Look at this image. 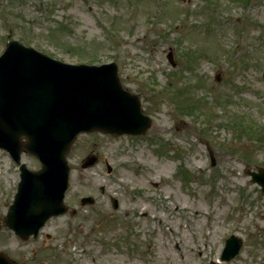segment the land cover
<instances>
[{
    "label": "rangeland",
    "instance_id": "rangeland-1",
    "mask_svg": "<svg viewBox=\"0 0 264 264\" xmlns=\"http://www.w3.org/2000/svg\"><path fill=\"white\" fill-rule=\"evenodd\" d=\"M11 38L116 62L152 122L78 134L64 196L75 213L25 241L0 223V250L19 264H264V194L246 173L264 166V0H0V52ZM18 179L0 149V218ZM229 234L242 245L225 261Z\"/></svg>",
    "mask_w": 264,
    "mask_h": 264
},
{
    "label": "water",
    "instance_id": "water-1",
    "mask_svg": "<svg viewBox=\"0 0 264 264\" xmlns=\"http://www.w3.org/2000/svg\"><path fill=\"white\" fill-rule=\"evenodd\" d=\"M168 58L174 64L171 54ZM150 122L138 96L122 87L115 62L66 63L9 40L0 54V147L16 161L19 152L26 150L39 159L40 166L31 170L20 165L17 192L0 222L26 239L49 216L67 209L63 203L69 172L65 154L78 132L137 134ZM95 160L89 155L81 166ZM246 172L264 193V167ZM92 201L81 198L82 204ZM241 243L231 234L220 258H232ZM0 264L16 263L0 252Z\"/></svg>",
    "mask_w": 264,
    "mask_h": 264
}]
</instances>
